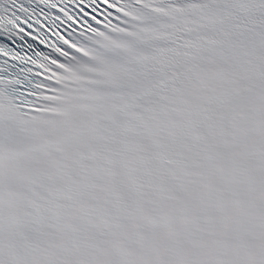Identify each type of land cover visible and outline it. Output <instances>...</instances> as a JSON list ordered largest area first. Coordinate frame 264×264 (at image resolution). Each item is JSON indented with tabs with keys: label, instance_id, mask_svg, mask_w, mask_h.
I'll return each mask as SVG.
<instances>
[{
	"label": "snow or ice",
	"instance_id": "obj_1",
	"mask_svg": "<svg viewBox=\"0 0 264 264\" xmlns=\"http://www.w3.org/2000/svg\"><path fill=\"white\" fill-rule=\"evenodd\" d=\"M0 264H264V0H0Z\"/></svg>",
	"mask_w": 264,
	"mask_h": 264
}]
</instances>
